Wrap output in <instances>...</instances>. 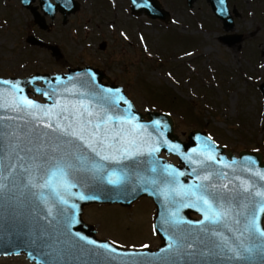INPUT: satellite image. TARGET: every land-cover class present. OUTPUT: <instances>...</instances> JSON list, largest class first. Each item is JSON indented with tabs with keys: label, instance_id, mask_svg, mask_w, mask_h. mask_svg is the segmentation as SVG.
Masks as SVG:
<instances>
[{
	"label": "water",
	"instance_id": "95a60500",
	"mask_svg": "<svg viewBox=\"0 0 264 264\" xmlns=\"http://www.w3.org/2000/svg\"><path fill=\"white\" fill-rule=\"evenodd\" d=\"M48 1L40 0L45 12ZM129 1L135 16L170 22L158 0ZM206 1L231 30L236 10L227 0ZM104 79L92 66L0 77V256L23 254L33 264H264L263 154L234 155L200 130L183 142L170 113L139 112ZM259 90L264 99V83ZM82 127V140L63 134ZM141 198L154 206L156 249L100 239L82 218L85 206L130 207Z\"/></svg>",
	"mask_w": 264,
	"mask_h": 264
},
{
	"label": "rangeland",
	"instance_id": "374dc122",
	"mask_svg": "<svg viewBox=\"0 0 264 264\" xmlns=\"http://www.w3.org/2000/svg\"><path fill=\"white\" fill-rule=\"evenodd\" d=\"M78 1L81 10L57 29L58 35L38 33L60 48L53 55L47 45L30 47L23 41L29 14L13 0H0V19L8 15L0 27V77L92 66L104 71V83L121 86L139 112L170 113L180 139L193 130L205 131L234 155L258 150L264 156L259 90L264 83V0H227L230 12H237L231 30L224 29L206 0H194L191 7L186 0H158L170 14L168 23L135 16L129 0ZM34 98L41 101V96ZM167 159L177 163L173 156ZM153 216V203L141 198L130 207L85 206L82 218L100 239L124 248L156 249L160 239L153 233ZM0 263L33 264L23 254L0 256Z\"/></svg>",
	"mask_w": 264,
	"mask_h": 264
},
{
	"label": "flooded vegetation",
	"instance_id": "af4514ba",
	"mask_svg": "<svg viewBox=\"0 0 264 264\" xmlns=\"http://www.w3.org/2000/svg\"><path fill=\"white\" fill-rule=\"evenodd\" d=\"M9 1L11 2V0H3V3L7 4ZM13 1L14 3L12 4L17 6L16 8L21 7V9L24 10L27 14H29L31 18L28 23L29 28L26 30L23 41H25V43L28 44L30 47L33 45H39V44L47 45L48 50H50V52L53 55H59L60 48L56 44L47 43L39 39L37 37L38 33H46V34L56 33V35H58L57 29L60 27H65L66 24H69L70 17L76 15L81 10L79 1L72 0V2L74 3L72 7H77L78 9L75 12H70V13L68 12V9H67L70 7L60 6V4L57 3L56 0L48 1L52 7L47 12H45L44 9L41 8L40 0H13ZM32 9H34L35 13L39 14V17H40L39 21L35 20ZM5 22L6 23L8 22V15L6 16V18L0 19V27ZM31 75L33 74H30L29 76ZM16 77L26 78V77H19V76H16ZM187 136H186V140H182V139L181 140L183 142L187 141Z\"/></svg>",
	"mask_w": 264,
	"mask_h": 264
},
{
	"label": "snow or ice",
	"instance_id": "6c2138e0",
	"mask_svg": "<svg viewBox=\"0 0 264 264\" xmlns=\"http://www.w3.org/2000/svg\"><path fill=\"white\" fill-rule=\"evenodd\" d=\"M4 83H7V81H5ZM105 91H107V90H105ZM25 103L26 104H28V105H31V101H25ZM81 107H83V105H81ZM89 115H91V113L89 112ZM69 127H71V125H69ZM84 128L82 127L81 129H80V133L78 134L77 132H76V130L75 129H73L71 132H65V133H63V134H65V135H72V136H74V137H76L77 139H83V132H84ZM99 130V127H97V131ZM98 143H102V141H98ZM87 147H89V148H91L92 149V151H95L96 149L95 148H93L92 147V144L91 143H89V144H87L86 145ZM98 155H99V153H97ZM109 157H107V156H101V159H108ZM53 174H55V173H53ZM108 183H110V184H117V183H119V179L117 178V179H109L108 180ZM2 185H0V189H2ZM261 195H264V194H261ZM90 199H93L94 197H89ZM81 199H84V197H81ZM205 203H207V201H205ZM209 219V217L206 215L205 216V220H208ZM213 222H216L215 221V219H213ZM257 231H259V234H260V236H262V237H264V231H260L259 229H257ZM89 243H91V241H89ZM103 247H107V245H104Z\"/></svg>",
	"mask_w": 264,
	"mask_h": 264
},
{
	"label": "trees",
	"instance_id": "16d2710c",
	"mask_svg": "<svg viewBox=\"0 0 264 264\" xmlns=\"http://www.w3.org/2000/svg\"><path fill=\"white\" fill-rule=\"evenodd\" d=\"M193 108V107H192Z\"/></svg>",
	"mask_w": 264,
	"mask_h": 264
}]
</instances>
